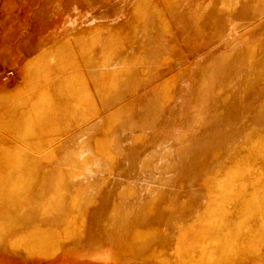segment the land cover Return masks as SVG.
Masks as SVG:
<instances>
[{
    "label": "rangeland",
    "instance_id": "obj_1",
    "mask_svg": "<svg viewBox=\"0 0 264 264\" xmlns=\"http://www.w3.org/2000/svg\"><path fill=\"white\" fill-rule=\"evenodd\" d=\"M0 264H264V0H0Z\"/></svg>",
    "mask_w": 264,
    "mask_h": 264
}]
</instances>
